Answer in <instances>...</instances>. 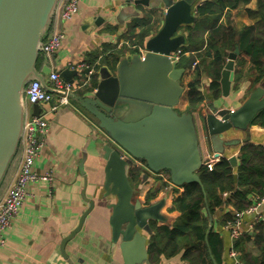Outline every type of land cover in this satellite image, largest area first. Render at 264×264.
<instances>
[{"label":"water","instance_id":"water-1","mask_svg":"<svg viewBox=\"0 0 264 264\" xmlns=\"http://www.w3.org/2000/svg\"><path fill=\"white\" fill-rule=\"evenodd\" d=\"M151 1L156 3L153 5ZM58 2L0 0V188L20 147L26 85L37 80L48 92L57 93L46 83L38 61ZM134 2L159 6L163 16L161 27L144 41L138 53L119 56L114 69L100 66L95 90L81 89L69 94V101L94 123L102 136L97 147L105 161L101 199L105 201L109 196L115 199L106 203V207L111 210L110 241L114 248L120 249V264H146L147 236L152 232L149 221L167 222L162 213L167 195L146 205L139 198L132 201L133 187L129 181L132 162L142 163L153 174L167 172L175 187L201 183L198 170L204 164L193 114L178 113L175 109L184 91L181 78L185 69L170 57L184 44V35L178 33L180 27L197 21L193 14L197 0ZM239 52L236 46L228 53L221 71L222 97L230 94ZM75 75V69L61 71V76L70 82ZM261 83L235 110L217 107L201 117L207 147L215 157L222 156L226 147L239 144V139L227 138L228 132L232 129L247 132L264 108ZM32 112L38 115L40 106L34 104ZM228 161L236 166L234 156ZM146 177L144 174L143 179ZM85 202L88 208L79 217L77 226L61 241L60 252L68 264L72 263L65 254V245L80 231L94 207V200L85 198ZM211 228L209 217L207 234Z\"/></svg>","mask_w":264,"mask_h":264},{"label":"crops","instance_id":"crops-1","mask_svg":"<svg viewBox=\"0 0 264 264\" xmlns=\"http://www.w3.org/2000/svg\"><path fill=\"white\" fill-rule=\"evenodd\" d=\"M134 1L81 0L76 15L67 20L62 26L65 31V38L57 53L51 57H46L43 53L40 56L38 67L41 69L46 83L51 87L50 82L47 80L50 69L61 72L63 69L68 68L69 63H79L81 61L96 68L101 60L114 48L122 47V53L119 56L124 54L129 57L134 53H138V51H133V36L130 39L125 37L130 26L136 19L146 14H153L152 21L156 20L153 26L158 30L162 25L163 16L161 14L162 9L159 6L149 7L144 4H135ZM204 1L197 0L195 7ZM151 2L153 5L156 3L155 1ZM194 9L196 8H193V14H195ZM246 9L256 10L257 0H250L246 5L239 4L236 8L226 7L215 27L217 28L219 24L224 22L226 26L224 24L221 26L222 32L224 30L232 31L238 35H241L248 26L253 27L251 38L257 39V35H260L257 28L258 16H249ZM209 25V20L201 21L197 19L196 22L189 25V28L180 29L178 33L184 35V44H186L190 33L192 38L189 50L183 54V57L188 55L197 56L204 51L207 36L213 29L209 28ZM138 32L139 28H136L135 33ZM238 48L240 52L234 62V79L230 94L227 97L221 96L220 88L217 98H210L211 94L208 87L212 75L209 76L208 72L211 71V67L207 64H205L206 68H204V65L200 66L202 76L198 88L205 94L206 99L192 114L198 131L203 163L210 156L215 157L216 155L214 152L209 151L207 147L201 117L217 107H224L230 109V111L235 110L248 97L250 92L260 85L259 83L252 85L251 81L253 73H256L255 68L251 69V54L254 53V48H251L249 44H245L244 47L239 44ZM139 49L142 50L143 47ZM229 52H227L226 61ZM193 68L194 66L190 71L185 69L181 78L184 91L176 106L181 112L185 110L188 104L187 88L184 84L191 79ZM221 71L219 76H221ZM94 77L98 82V73ZM236 77L239 79L238 83L235 80ZM74 79H77V75L74 76ZM219 80L220 77L218 82ZM261 84L264 85V81ZM89 88L90 86L85 90H89ZM182 96L184 97L182 98ZM49 107L50 104H46L43 108L48 109ZM48 120V129L44 136L45 144L35 162V171L39 174L51 172L53 178L50 183L33 182L28 185L27 199L18 217L5 232L6 244L4 247H0V264H68V261L63 258L60 252L61 241L77 226L79 217L88 208L85 198L94 200V207L84 219L80 231L66 243V256L72 264L122 263L120 249L114 248L110 241L109 216L111 210L106 207V203H112L115 199L112 196L104 199L105 201L101 199L103 192L101 183L104 177L105 161L102 159L99 149H97L100 142L99 138L102 137L99 134L100 131L96 129L94 123L86 115L75 107L72 101L59 106L54 113L48 115ZM227 138L239 139V144L226 147L223 155L216 158L215 161L222 157L228 159L230 156H234L236 166H231L237 168L240 162L238 154L242 146L245 144L264 146V128L250 125L247 132L232 129L228 132ZM19 159L20 156L5 186L2 184L0 188L1 190L3 187L0 192V199L17 173ZM132 163L142 167L146 172L144 174L147 175L135 190L137 196L134 198H139L146 205L148 193H155V195L147 203L167 195L162 213L167 216L166 223L171 224L178 215L176 212H168L172 203L171 191L175 186L171 185L169 178L163 172L153 174L147 171L145 166L141 165L142 163L136 161ZM159 176H162L164 181L168 182V186L162 190H159L160 179L157 178ZM255 197L251 195L250 201L253 202ZM224 207L225 212L233 210L231 205H225ZM259 210L263 217L260 227L264 235V203ZM251 221V216H245L243 218L244 226L247 228ZM159 224L162 223L159 222ZM212 229L220 232L223 238L222 264H233L234 259L229 255L233 241L229 236V232L224 227H219L215 216L212 218ZM246 249L248 259L258 257L259 252L253 241L247 242ZM146 264L156 263L148 259ZM157 264H186V261L181 258V254H178L170 258L161 257Z\"/></svg>","mask_w":264,"mask_h":264},{"label":"trees","instance_id":"trees-1","mask_svg":"<svg viewBox=\"0 0 264 264\" xmlns=\"http://www.w3.org/2000/svg\"><path fill=\"white\" fill-rule=\"evenodd\" d=\"M249 2L250 0H205L196 7L195 16L197 19L209 20V28L213 29L207 36L205 49L202 53L197 56H182L178 62V67L188 71L194 65L191 79L184 84L187 88L188 104L183 112H195L206 99L205 94L198 88L202 76L201 65H204V68H206L205 64L211 67V71L208 72L209 76L212 75L208 90L211 94L210 98H217L220 92L218 78L226 63L227 52L233 51L239 44L241 47L249 44L251 48H254V53L251 54V69L255 68L256 73H253L252 85L260 84L264 79V0H257L256 10L246 9L249 16H258L257 28L260 35H257V39L251 38L253 27L248 26L241 35L226 30L222 32L221 26L223 24L226 26L224 22L217 28L215 27L226 7L236 8L239 4L246 5ZM153 18V14H146L136 19L129 31L126 32L127 39L132 36L134 38L132 41L133 51L142 48L144 41L153 35L152 32H157L153 26L156 20L152 21ZM136 28H139L138 33H135ZM181 28H189V25H183ZM187 38L186 44L180 47L182 52L189 50V45L192 43L191 33ZM121 48L111 50L96 69L102 64L114 69L119 54L122 53ZM235 80L238 83L237 77ZM96 84L97 80L94 77L89 90L86 91H92ZM178 113L182 112L178 111ZM250 125L264 128V108L257 113ZM19 156L20 148L10 166L3 186L13 172ZM238 158L240 162L237 168L232 167L225 157L215 161L211 169L204 162L198 170L201 183L191 182L172 188V203L168 212H176L178 215L171 224L150 222L152 232L148 235L147 240L150 261L157 264L161 257L170 258L181 254V258L186 261V264H222L223 238L220 232L214 231L212 228L208 234L206 233L209 217L215 216L219 227H223L233 218L230 210L225 212V205H231L235 211H241L252 203L251 195L258 197L264 195V146L245 144L241 147ZM144 173L146 172L142 167L136 165L130 167L129 181L133 189H137L143 181ZM163 173L168 177L167 172ZM157 178L160 179L159 190L168 186V182L164 181L162 176ZM225 192L227 196L222 197ZM154 195L155 193H148L146 200H151ZM260 225V223L255 224L253 229L248 230L232 242V247L237 252V258L241 264H264V235ZM249 241H253L257 246L258 257L248 259L246 244Z\"/></svg>","mask_w":264,"mask_h":264},{"label":"built area","instance_id":"built-area-1","mask_svg":"<svg viewBox=\"0 0 264 264\" xmlns=\"http://www.w3.org/2000/svg\"><path fill=\"white\" fill-rule=\"evenodd\" d=\"M81 0H59L52 21L48 37L43 40L42 53L46 57H51L60 48L62 41L65 38V31L63 24L70 20L79 10V3ZM196 9H194L195 13ZM181 47V46H180ZM178 48L170 57L178 63L180 58L186 52H182ZM194 66V65H193ZM192 66V67H193ZM68 69L77 70V79L72 82L65 80L61 76V72L56 69H50L47 74V80L51 84V88L57 93H50L45 90L37 80L29 82L24 90L25 100V113L22 126V133L20 139V160L17 173L0 199V247L6 244L5 232L18 217L28 193L27 188L33 182L50 183L53 175L51 172L39 174L35 171V162L39 157L44 147V136L48 129V115L54 113L61 105H66L69 102V94L85 89L90 86L91 80L98 70L94 66L81 61L79 63H69ZM38 104L40 112L34 115L32 106ZM50 104L48 109L43 107ZM216 157L210 156L206 161L209 169L215 162ZM223 197L227 193H223ZM264 203V195L256 196L254 201L241 211H231L232 220L228 221L223 227L229 232L232 241L241 237L248 230L253 229L255 224L263 220L260 214V206ZM251 216L252 221L247 226H244L243 218ZM229 255L234 259L233 264H241L237 258V252L233 249L232 245L229 250Z\"/></svg>","mask_w":264,"mask_h":264},{"label":"rangeland","instance_id":"rangeland-1","mask_svg":"<svg viewBox=\"0 0 264 264\" xmlns=\"http://www.w3.org/2000/svg\"><path fill=\"white\" fill-rule=\"evenodd\" d=\"M184 96H182V98H183ZM180 108H181V106H180ZM176 109H177V111H179V112H181L180 110H179V108L178 107H176ZM182 109V108H181ZM183 110V109H182ZM217 158V157H216ZM176 188V187H175ZM135 190H137V189H135L134 188V197H136L137 196V191H135Z\"/></svg>","mask_w":264,"mask_h":264},{"label":"flooded vegetation","instance_id":"flooded-vegetation-1","mask_svg":"<svg viewBox=\"0 0 264 264\" xmlns=\"http://www.w3.org/2000/svg\"><path fill=\"white\" fill-rule=\"evenodd\" d=\"M180 28H181V27H180ZM179 31H180V30H179ZM179 31H178V32H179ZM183 45H184V44H183ZM177 64H178V63H177ZM132 165H135V164L132 163L131 166H132ZM133 200H135V198H134V189H133V199H132V201H133ZM147 201H148V200H146V204H147ZM143 205H144V203H143ZM149 222H150V221H149Z\"/></svg>","mask_w":264,"mask_h":264}]
</instances>
